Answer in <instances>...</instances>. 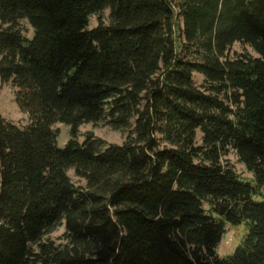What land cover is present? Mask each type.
<instances>
[{
  "label": "trees",
  "instance_id": "obj_1",
  "mask_svg": "<svg viewBox=\"0 0 264 264\" xmlns=\"http://www.w3.org/2000/svg\"><path fill=\"white\" fill-rule=\"evenodd\" d=\"M237 41L260 56H232ZM8 82L30 123L0 114V264H264V0H0ZM101 120L125 141L78 139ZM64 222L65 244L44 239Z\"/></svg>",
  "mask_w": 264,
  "mask_h": 264
},
{
  "label": "rangeland",
  "instance_id": "obj_2",
  "mask_svg": "<svg viewBox=\"0 0 264 264\" xmlns=\"http://www.w3.org/2000/svg\"><path fill=\"white\" fill-rule=\"evenodd\" d=\"M102 19L106 24L111 22V9L107 8L99 13L92 14L90 17L89 28H94L100 23ZM22 24L29 36L33 35V27L27 19L22 20ZM230 54L235 56L239 53H250L254 56H260V54L248 43L235 42L230 48ZM196 84L204 87L205 78L202 74H195ZM17 87L8 82L2 85L0 89V114L15 122L19 125H28L30 123V116L27 112H24L17 101ZM54 128L58 130L57 142L60 147H65L69 139L71 138V126L65 122H58L54 125ZM89 132H94L97 137L103 138L110 143H123L128 136V129L115 128L107 122V120H101L98 122H85L80 126V133L78 139L83 142ZM198 143L203 142V133L198 130L197 135ZM225 163L232 165L238 173L245 179L253 180L254 173L248 169L246 164L240 160L237 151L233 148L222 157ZM69 174L77 184H86V181L80 178L74 168L69 170ZM257 200H261V197H257ZM205 207L208 209L210 205L205 203ZM250 225L248 222H243L239 225L228 223L226 225V232L218 244L217 250L221 256H228L235 252L237 247L243 242L244 238L249 232ZM67 229L65 222L55 227L51 232L45 235V240H53L57 244H65L67 242Z\"/></svg>",
  "mask_w": 264,
  "mask_h": 264
}]
</instances>
